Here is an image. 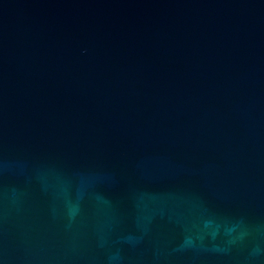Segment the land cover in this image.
<instances>
[{
  "label": "water",
  "instance_id": "1",
  "mask_svg": "<svg viewBox=\"0 0 264 264\" xmlns=\"http://www.w3.org/2000/svg\"><path fill=\"white\" fill-rule=\"evenodd\" d=\"M0 264H264V0H0Z\"/></svg>",
  "mask_w": 264,
  "mask_h": 264
}]
</instances>
